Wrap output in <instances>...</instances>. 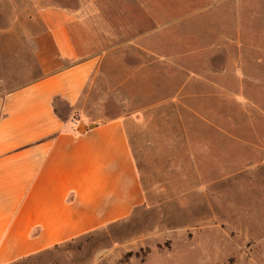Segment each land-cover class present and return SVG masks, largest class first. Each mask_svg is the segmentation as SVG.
<instances>
[{
    "label": "crops",
    "instance_id": "obj_1",
    "mask_svg": "<svg viewBox=\"0 0 264 264\" xmlns=\"http://www.w3.org/2000/svg\"><path fill=\"white\" fill-rule=\"evenodd\" d=\"M94 1L39 7L28 26L18 16L0 30L19 63L28 54L35 68L20 84L0 89V264H15L129 218L145 203L135 155L142 151L137 138L144 114L151 107L212 101L217 81L233 80L241 62L229 49L234 31L248 33L249 25L232 22V10L231 23L202 22L205 13L215 12L216 0L204 6L202 0H180L174 20L184 21L193 7L199 37H212L182 53L165 51L179 40L168 45L160 38L172 25L159 22L154 4L167 17L165 0H139L149 22L139 29L109 17L107 3ZM219 31L231 34L218 36ZM205 51V73L185 64ZM216 57L220 63L212 61ZM154 64L162 66L161 75L148 71ZM159 78L168 94L153 99L150 91ZM195 85L210 91H193ZM198 108L214 115L213 107ZM210 125L216 132L212 117Z\"/></svg>",
    "mask_w": 264,
    "mask_h": 264
},
{
    "label": "rangeland",
    "instance_id": "obj_2",
    "mask_svg": "<svg viewBox=\"0 0 264 264\" xmlns=\"http://www.w3.org/2000/svg\"><path fill=\"white\" fill-rule=\"evenodd\" d=\"M103 1L109 17L138 29L149 27L139 0ZM81 2L85 0H0V30L18 16L26 18L28 26L39 7H79ZM207 2L202 0V5ZM180 3L164 1L167 17L152 3L159 22L172 25L160 38L168 45L181 42L165 49L170 53L192 51L212 39L199 37L194 29L193 7L184 21L174 20L182 9ZM212 8L215 12L205 13L202 22L231 23L232 10V22H246L250 29L233 34L235 45L229 50L241 57L235 78L221 77L212 101L196 100L198 107H213L214 115L198 107H151L137 138L142 151L135 154L145 192L143 206L123 221L15 264H264V0H216ZM120 9L127 12L120 14ZM16 10L20 14L12 15ZM1 35L2 31L3 91L25 81L35 68L28 54L25 66L20 64ZM208 59L205 51L184 62L205 73L201 64ZM212 61L220 63L221 58ZM219 67L224 71L223 63ZM148 71L164 72L158 64ZM154 85L160 88L150 91L151 98L168 94L160 78ZM192 90L210 91L201 85ZM210 116L217 122L216 132Z\"/></svg>",
    "mask_w": 264,
    "mask_h": 264
},
{
    "label": "built area",
    "instance_id": "obj_3",
    "mask_svg": "<svg viewBox=\"0 0 264 264\" xmlns=\"http://www.w3.org/2000/svg\"><path fill=\"white\" fill-rule=\"evenodd\" d=\"M73 121H74L75 123H77V121H76L75 119H74Z\"/></svg>",
    "mask_w": 264,
    "mask_h": 264
}]
</instances>
